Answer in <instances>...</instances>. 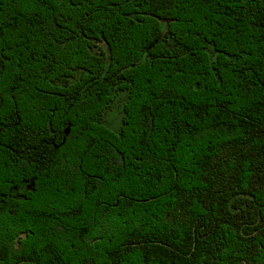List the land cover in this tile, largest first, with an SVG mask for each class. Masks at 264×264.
Masks as SVG:
<instances>
[{"label": "trees", "instance_id": "obj_1", "mask_svg": "<svg viewBox=\"0 0 264 264\" xmlns=\"http://www.w3.org/2000/svg\"><path fill=\"white\" fill-rule=\"evenodd\" d=\"M0 69V264H264V0H0Z\"/></svg>", "mask_w": 264, "mask_h": 264}, {"label": "rangeland", "instance_id": "obj_2", "mask_svg": "<svg viewBox=\"0 0 264 264\" xmlns=\"http://www.w3.org/2000/svg\"><path fill=\"white\" fill-rule=\"evenodd\" d=\"M125 102V95L119 94L114 100L110 110L104 115L103 119L113 131H118L122 124V106Z\"/></svg>", "mask_w": 264, "mask_h": 264}, {"label": "snow or ice", "instance_id": "obj_3", "mask_svg": "<svg viewBox=\"0 0 264 264\" xmlns=\"http://www.w3.org/2000/svg\"><path fill=\"white\" fill-rule=\"evenodd\" d=\"M3 69H0V71H2ZM0 102H2V98H0Z\"/></svg>", "mask_w": 264, "mask_h": 264}]
</instances>
